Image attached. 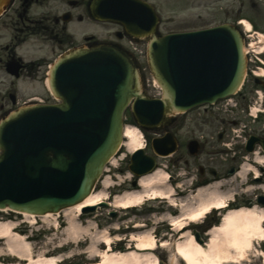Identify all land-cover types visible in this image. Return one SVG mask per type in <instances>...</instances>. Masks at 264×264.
Returning a JSON list of instances; mask_svg holds the SVG:
<instances>
[{
	"label": "water",
	"instance_id": "water-1",
	"mask_svg": "<svg viewBox=\"0 0 264 264\" xmlns=\"http://www.w3.org/2000/svg\"><path fill=\"white\" fill-rule=\"evenodd\" d=\"M9 2L0 0V15ZM131 5L143 7L152 26L148 33L155 34L152 10L136 0H101L102 19L121 22L129 32L142 30L131 23L136 17ZM139 21L143 27L150 26ZM149 54L153 74L164 89L162 100H152L142 92L132 59L119 49L76 51L57 66L51 83L64 105L22 110L0 127V209L43 215L82 202L120 147L123 114L133 98L140 125L158 128L170 121V114L234 93L245 73L242 39L229 26L154 37ZM76 119L83 123L82 140L59 131L60 125ZM153 146L157 154L167 155L175 150L176 142L161 139ZM154 167L155 160L143 151L132 158L131 170L136 175ZM196 240L200 242L198 235Z\"/></svg>",
	"mask_w": 264,
	"mask_h": 264
},
{
	"label": "rangeland",
	"instance_id": "rangeland-1",
	"mask_svg": "<svg viewBox=\"0 0 264 264\" xmlns=\"http://www.w3.org/2000/svg\"><path fill=\"white\" fill-rule=\"evenodd\" d=\"M224 1V2H221ZM153 2L158 11L159 14L162 17V23L160 26L161 34H169L172 32H180L185 30H193L198 29L202 27L210 26L211 24H216L222 20H224V17L222 16L220 12V8L227 3L233 4L234 0H151ZM263 9H264V3ZM251 7V4H250ZM252 8V7H251ZM246 17H250V15H245ZM257 26L261 29H264V11L260 14L257 13L255 16ZM255 19H252V21ZM86 25V24H85ZM88 25V24H87ZM120 29L117 25H101L99 27L100 34H102V37L108 33V32H114L115 30ZM51 43H42V44H31L30 46H25L26 48L23 49L24 56L26 53H28L30 50L34 49V47H38L39 53H41L42 56L44 55H51L50 53V46ZM136 47L142 51H146V47L144 44H138ZM31 48L29 51L28 49ZM28 51V52H26ZM140 66L143 69V76L145 81V89L149 93L151 97L159 98L161 95V92L153 82V77L149 69V65L147 60L142 57L140 59ZM44 71H42L40 75L41 80L39 82H30L29 80H21V82L18 83L19 88L21 90L22 96L20 98V102L23 104L25 101L29 100L30 98H27L30 95H36L41 94L44 92L43 89V78H44ZM8 78L5 80L3 76H0V90H3L8 85ZM26 81V82H23ZM0 101H2V96L0 93ZM201 113V114H199ZM199 113H193L186 115L187 119H182L183 116H180L179 119L184 123V129L178 133V139L181 145H185L188 143L190 139L196 138L199 139L205 146L203 152L196 156L195 158H192L187 148L182 150L181 154L178 156H175V159H163V158H157L159 168L166 171L170 175L180 178L177 183L172 182L173 187L176 188L175 184L182 185L181 188H176L177 192L178 190H185L187 188H190L188 185H184L186 182H189L188 180L190 178H194L193 183L195 184L196 180H201V177L199 176V168L204 167L206 170H209L211 168H216L221 174H224V172L227 170V168L231 165L239 164L237 162H240V160L235 161L232 157H218V156H212L208 154V151H213V147L220 148L222 146V143L217 141V135L220 133L223 129H230L231 122L230 119L233 117H236L238 113H240V110L238 111H230L226 108H221V110H217L215 112H210L204 114L203 111ZM128 120L130 121V115H128ZM186 124V125H185ZM245 124L249 127H258L259 123H254L252 120L245 121ZM129 127L132 126V124H127ZM234 130L237 132V134L240 132V128H234ZM142 141V140H141ZM146 141L144 140V143ZM213 142V143H212ZM213 145V146H211ZM147 153L149 155H153V151L151 150V147H148ZM226 158L227 160H225ZM181 159L179 164H177L176 160ZM246 161H244L245 163ZM186 163H189L187 165ZM243 163V164H244ZM191 170V175L193 177H189V174L186 175L188 172L187 170ZM262 174V173H261ZM264 177V175H263ZM206 178H209V175H206ZM251 178V177H250ZM104 180L110 181V189L107 191L108 196L111 195V193L120 188H127L130 185V172H129V151L125 148L122 149L121 153L116 157V159L113 162V165H109L107 173H105L103 177ZM223 181H231L230 183H226L227 185L219 187V192L221 195L229 196L233 192H236L238 195L236 197L237 202H244L247 203L249 199L255 200L256 195L261 192L259 185H249L247 184L246 179L237 177L235 179H226ZM190 183V182H189ZM192 183V184H193ZM169 184V183H168ZM253 186V187H252ZM236 189V191H234ZM97 190H103V184L98 185ZM106 193V191H105ZM192 196L195 197V192L192 191ZM213 198V197H212ZM178 203H182L180 199L182 200V197L176 198ZM185 200H187L185 198ZM168 205L166 203H160V201L150 203L146 205L145 207L141 208L138 211H125V210H119L114 208H102L94 213L87 214L85 217L82 218L83 226L84 227H90L91 224L92 229H90V232L88 234H83L78 242H71L67 239V235L64 233V231L59 230L58 233H55L52 225L55 224V221H43L38 220L37 225L35 226V229L38 230H51L52 233L49 232L46 233L45 237H41L39 241H34L33 244V255L38 258L41 255H46L47 252L49 255H54L57 252V246H66L65 249L67 252L71 253L73 255L71 258L67 259L64 264H84L87 261V254L90 249L89 247L92 246L91 251L102 252L105 250L106 246H95L93 247V241H91L92 236H96L97 239L100 238L99 233L104 231L106 228L111 226H117L119 225L121 229L119 232H115L113 229H110V234L114 242L117 243V238H120L122 240L121 247H123L126 251L134 250V242L131 241L133 237H138L139 235H146L145 233H152L156 239L157 242L160 243L162 241H166L170 243V246L166 250H158L155 254L159 256L161 262L163 264H175L176 262H180L178 258H176L175 254L173 253V246L178 241L179 237L176 235V232L172 231L170 225L168 224V221L166 223L165 221V213L168 211ZM113 210H118L119 214L117 217H114L112 219L110 218L111 212ZM169 212V211H168ZM174 217H179L181 215L180 212L170 211ZM17 216L10 213H0V220L7 221V220H13V221H19L16 220ZM85 218V221H84ZM219 218V219H218ZM221 215L220 213H213L210 217H208L206 220H204L203 224H200L196 226L197 229H201L202 226L205 224H208L210 220L217 219L218 225L220 224ZM19 219V218H18ZM60 225L64 226L66 225V217L61 215L59 217ZM143 225L144 228L141 232H138L135 229L136 225ZM214 226H212L213 228ZM193 226L189 227V230L185 231L183 234L194 233ZM212 228L205 230L204 233H207ZM32 228H30V231H28V227H23V230H25L26 234L28 236L32 235ZM203 235L205 236L206 234ZM35 234V233H34ZM35 236V235H34ZM209 238V236L207 237ZM7 245H4L3 243L0 244V250L3 254H6L7 256ZM89 249V250H88ZM114 249V247H113ZM53 250H56L55 252ZM115 250V249H114ZM118 251V250H117ZM262 251H264V244L261 243L260 240H257L255 243V246L252 248V252L249 253L248 262H243L241 264H262V259L259 257L260 254H262ZM85 253V254H83ZM89 255V254H88ZM94 255V254H93ZM5 258V257H4ZM17 263H19V260H15ZM12 261L13 263L15 262ZM24 263V262H23ZM180 264H183L180 262Z\"/></svg>",
	"mask_w": 264,
	"mask_h": 264
},
{
	"label": "bare ground",
	"instance_id": "bare-ground-1",
	"mask_svg": "<svg viewBox=\"0 0 264 264\" xmlns=\"http://www.w3.org/2000/svg\"><path fill=\"white\" fill-rule=\"evenodd\" d=\"M248 28H252L249 22H245ZM262 42L264 43V34L260 33ZM264 49V47H263ZM157 84V82H156ZM158 86V84H157ZM258 112L257 110L254 113ZM124 138L126 139L125 146L128 147L131 153L144 149L141 144V133L137 128L126 127L124 130ZM258 163L263 162V158L257 159ZM240 177L249 175L247 166H243ZM169 174L157 169L152 174L146 175L140 180V191L127 192L124 195L115 198L112 204L117 209L128 210L133 207H139L150 200L162 199L169 200L173 206L177 205L176 190L168 184ZM231 181H222L211 184L205 188L199 189L195 197L188 195L187 200H180L182 203L181 215L179 217H172L166 215L165 219L169 220L174 226L175 231H184L191 225L204 220L215 209L223 212L222 222L215 226L209 233V240L207 245L199 244L193 233L187 232L180 237V240L174 245L175 255L185 264H241L248 259L249 253L255 246L257 240L264 243V209L254 207L251 209L243 208L239 210H229L226 204L233 198L236 192L229 196L221 195L219 187L227 185ZM105 189L109 188V181H104ZM236 191V189H234ZM103 193L93 192L84 202L64 210V215L68 221V227L64 233L67 239L71 242H78L79 238L84 234H88L92 229L84 227L79 222V217L76 214L81 212L84 207H96L104 203L101 199ZM213 197V198H212ZM24 222L29 224H36L37 217L24 214ZM57 215L48 214L41 217L44 220L54 219ZM18 224L12 221H0V240L7 244V252L14 259L17 258L21 262L16 264H59L62 256L48 258L44 255L36 258L33 255V244L29 243L25 237L18 234L15 230ZM118 229V227H115ZM136 230L141 232L143 226L137 225ZM109 229L99 233L100 238L92 236L93 247L102 246L108 247L105 252L91 251L88 259L91 263L88 264H159V259L154 252L157 248H168L169 242H162L158 246V242L154 235L150 232L146 235H139L133 237L131 240L135 243L134 250L128 252L112 251L113 239L109 235ZM94 254V255H93ZM3 255L0 250V257ZM264 264V253L260 254ZM100 258V260H97ZM0 264H2L0 262Z\"/></svg>",
	"mask_w": 264,
	"mask_h": 264
},
{
	"label": "flooded vegetation",
	"instance_id": "flooded-vegetation-1",
	"mask_svg": "<svg viewBox=\"0 0 264 264\" xmlns=\"http://www.w3.org/2000/svg\"><path fill=\"white\" fill-rule=\"evenodd\" d=\"M92 0H14L13 4L0 18V71L7 74L8 68L11 70V64L18 62L20 68L18 70L19 77L17 78H37L41 80L39 74L42 73L49 65L48 59H43L38 64H25L20 56L21 48L32 42L40 44L51 43L50 51L68 50L76 41V34L82 39H85L84 23L86 18H91L90 3ZM250 5L243 4L245 11L241 10L250 19H255L252 22L255 29H260L257 26L255 16L264 11V0H250ZM244 18H248L244 16ZM92 38H95L93 36ZM256 35H249V41L255 40ZM248 42V44L250 43ZM253 54L248 62L249 75L242 93L237 96L236 100L242 105V109H249L253 105H258L259 109H264V54H261L258 49L260 46L253 45ZM64 52V51H63ZM46 73V72H45ZM44 73V74H45ZM11 76L10 74H7ZM14 78V77H12ZM261 92V93H260ZM261 94V96H259ZM3 108V107H2ZM244 111V110H243ZM240 122L245 120L246 115L242 111L237 114ZM245 131V130H244ZM255 134L259 137H264V126L257 128ZM249 136V135H248ZM238 138L239 140H236ZM222 140L226 142L234 141V144H243V147L238 148L241 153L237 156V160H241L246 151L245 133L234 135L233 129H223ZM233 143L230 145H234ZM181 149V148H180ZM176 156L181 154L180 150ZM219 155L215 153L214 156ZM227 155V154H224Z\"/></svg>",
	"mask_w": 264,
	"mask_h": 264
}]
</instances>
